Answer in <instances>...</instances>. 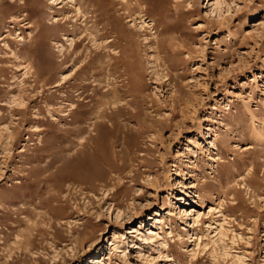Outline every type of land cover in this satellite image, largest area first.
Listing matches in <instances>:
<instances>
[{
  "label": "rangeland",
  "instance_id": "rangeland-1",
  "mask_svg": "<svg viewBox=\"0 0 264 264\" xmlns=\"http://www.w3.org/2000/svg\"><path fill=\"white\" fill-rule=\"evenodd\" d=\"M98 255L264 264V0H0V264Z\"/></svg>",
  "mask_w": 264,
  "mask_h": 264
},
{
  "label": "bare ground",
  "instance_id": "bare-ground-1",
  "mask_svg": "<svg viewBox=\"0 0 264 264\" xmlns=\"http://www.w3.org/2000/svg\"><path fill=\"white\" fill-rule=\"evenodd\" d=\"M92 156H93V155H92ZM94 160H95V159H94ZM77 167H78V169L80 170L82 176L84 175L85 177H88V176L91 175V176L94 177L95 175H97V172H96V170H95L94 161H93V158H91V157L86 158V159L83 158L81 161L78 162ZM93 170H94V172H93ZM79 179H81V176H80ZM79 179H78V180H79ZM80 181H81V180H80ZM179 199H182V198H179ZM171 215H172V214H171ZM158 219H159V218H158ZM160 219H161V218H160ZM193 221H194V223H195L196 220H193ZM90 264H107V263H105V260H104L103 257H102V259H101L100 255H98V256L92 258V261H91Z\"/></svg>",
  "mask_w": 264,
  "mask_h": 264
}]
</instances>
